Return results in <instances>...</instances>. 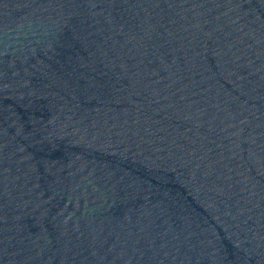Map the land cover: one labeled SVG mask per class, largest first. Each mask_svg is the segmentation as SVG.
<instances>
[{
    "label": "water",
    "instance_id": "obj_1",
    "mask_svg": "<svg viewBox=\"0 0 264 264\" xmlns=\"http://www.w3.org/2000/svg\"><path fill=\"white\" fill-rule=\"evenodd\" d=\"M0 264H264V0H0Z\"/></svg>",
    "mask_w": 264,
    "mask_h": 264
}]
</instances>
